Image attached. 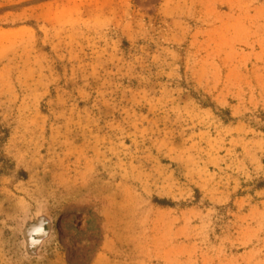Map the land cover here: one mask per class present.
<instances>
[{"label": "rangeland", "instance_id": "1", "mask_svg": "<svg viewBox=\"0 0 264 264\" xmlns=\"http://www.w3.org/2000/svg\"><path fill=\"white\" fill-rule=\"evenodd\" d=\"M0 264H264V0H0Z\"/></svg>", "mask_w": 264, "mask_h": 264}]
</instances>
